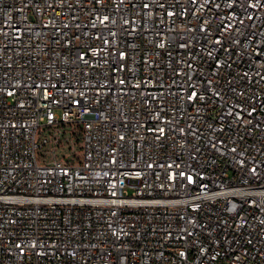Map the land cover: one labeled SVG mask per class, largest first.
Here are the masks:
<instances>
[{"label":"built area","instance_id":"2783aa9c","mask_svg":"<svg viewBox=\"0 0 264 264\" xmlns=\"http://www.w3.org/2000/svg\"><path fill=\"white\" fill-rule=\"evenodd\" d=\"M0 264H264V0H0Z\"/></svg>","mask_w":264,"mask_h":264},{"label":"rangeland","instance_id":"374dc122","mask_svg":"<svg viewBox=\"0 0 264 264\" xmlns=\"http://www.w3.org/2000/svg\"><path fill=\"white\" fill-rule=\"evenodd\" d=\"M63 138L64 139L57 150V154L64 159H76L81 152L78 138L76 135L69 136L67 140L65 137Z\"/></svg>","mask_w":264,"mask_h":264}]
</instances>
